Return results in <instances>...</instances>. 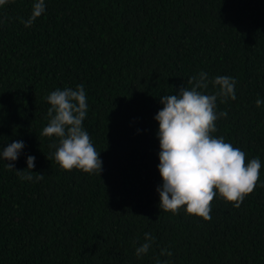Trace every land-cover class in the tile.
Instances as JSON below:
<instances>
[{
  "label": "trees",
  "instance_id": "1",
  "mask_svg": "<svg viewBox=\"0 0 264 264\" xmlns=\"http://www.w3.org/2000/svg\"><path fill=\"white\" fill-rule=\"evenodd\" d=\"M32 4L0 6V152L24 143L0 159V264H264V0H45L26 28ZM200 72L236 80L211 135L261 161L253 192L239 208L217 194L210 221L160 210L156 190L160 99ZM80 84L99 176L61 170L41 135L47 96ZM28 156L43 180L16 173Z\"/></svg>",
  "mask_w": 264,
  "mask_h": 264
},
{
  "label": "clouds",
  "instance_id": "2",
  "mask_svg": "<svg viewBox=\"0 0 264 264\" xmlns=\"http://www.w3.org/2000/svg\"><path fill=\"white\" fill-rule=\"evenodd\" d=\"M8 0H0V6ZM45 0H33L29 18L24 26L30 27L45 12ZM209 83L216 89L206 94ZM177 94L164 95L163 107L155 115L159 140L158 172L162 184L157 187L159 208L166 213L177 214L182 206L189 216L211 220V202L218 194L234 208H239L244 198L253 192L260 179L261 161L251 159L245 164V153L224 138L211 135L216 132V121L226 118L227 112L217 113V100L226 103L235 100L236 80L231 76H216L209 81L208 74L200 72L192 76ZM49 122L43 128V137H55L49 145L55 149L48 159H53L63 171L74 168L85 174H100L102 161L87 131L82 127L88 103L84 85L75 89H57L47 96ZM260 107L264 101L256 100ZM24 148L23 141H14L0 152L3 161H16ZM35 157H27V169L16 171L21 179L43 180V174L31 171ZM6 167L13 171L14 164ZM145 243L136 248L138 257L146 254L154 242L151 233H145ZM163 255L171 256L167 249ZM157 264H161L157 258ZM163 264H168L164 261Z\"/></svg>",
  "mask_w": 264,
  "mask_h": 264
}]
</instances>
